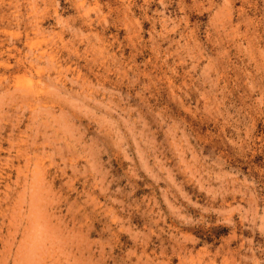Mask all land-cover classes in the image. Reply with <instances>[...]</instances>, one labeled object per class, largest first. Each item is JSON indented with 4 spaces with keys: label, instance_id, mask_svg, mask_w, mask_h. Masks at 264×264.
<instances>
[{
    "label": "rangeland",
    "instance_id": "374dc122",
    "mask_svg": "<svg viewBox=\"0 0 264 264\" xmlns=\"http://www.w3.org/2000/svg\"><path fill=\"white\" fill-rule=\"evenodd\" d=\"M0 264H264V0H0Z\"/></svg>",
    "mask_w": 264,
    "mask_h": 264
}]
</instances>
